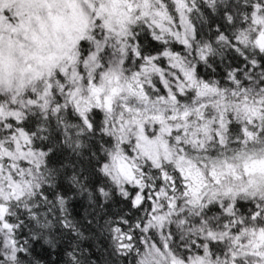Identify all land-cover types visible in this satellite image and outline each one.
Returning <instances> with one entry per match:
<instances>
[{
  "label": "snow or ice",
  "instance_id": "6c2138e0",
  "mask_svg": "<svg viewBox=\"0 0 264 264\" xmlns=\"http://www.w3.org/2000/svg\"><path fill=\"white\" fill-rule=\"evenodd\" d=\"M0 264H264V0H0Z\"/></svg>",
  "mask_w": 264,
  "mask_h": 264
}]
</instances>
